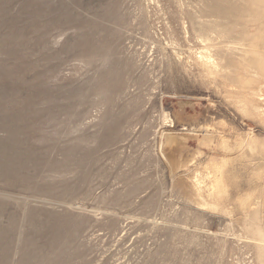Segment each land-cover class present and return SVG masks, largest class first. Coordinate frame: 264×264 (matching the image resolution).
Segmentation results:
<instances>
[{
	"label": "rangeland",
	"instance_id": "obj_1",
	"mask_svg": "<svg viewBox=\"0 0 264 264\" xmlns=\"http://www.w3.org/2000/svg\"><path fill=\"white\" fill-rule=\"evenodd\" d=\"M263 28L264 0H0V264H260L264 95L235 85ZM192 156L229 161L219 210L170 174Z\"/></svg>",
	"mask_w": 264,
	"mask_h": 264
},
{
	"label": "bare ground",
	"instance_id": "obj_2",
	"mask_svg": "<svg viewBox=\"0 0 264 264\" xmlns=\"http://www.w3.org/2000/svg\"><path fill=\"white\" fill-rule=\"evenodd\" d=\"M263 20V19H262ZM257 21V20H256ZM261 29V28H260ZM259 29V31H260ZM264 29V28H263ZM263 31V30H262ZM203 42V40H201ZM238 44V43H233ZM227 51L231 48H226ZM249 55L253 58L262 59L264 58V39L259 42L258 40H255L253 42H250L248 45ZM246 51V50H245ZM261 51V52H259ZM219 53L214 50V45L211 44H203V47L201 50L197 53L195 57L196 64L209 76H221L223 74V71L228 69L227 66L222 64L221 60L218 58ZM264 60H253L248 59L247 61V68L243 70L244 77H247L246 79H243V81H236L235 89L239 90V94L241 97H262L263 90H264ZM236 79L241 78L239 75L235 76ZM238 103L240 105L244 106V99H238ZM245 111V109H244ZM264 113V112H262ZM191 133H194V131H190ZM166 133V132H165ZM162 132V138L163 143L165 146H167L168 149L173 150V144L180 143L183 137L180 134H165ZM207 135L210 136V133L207 131ZM161 138V137H160ZM0 140V151H3L4 154L0 157V168H4V164H6L7 160L4 155H7V153H10V156L14 157L15 151H11L8 149L9 143L11 144V139L6 138V141ZM15 147V145H14ZM223 149L230 151L232 148H227L223 145ZM240 149L239 145L234 146V152L235 150ZM162 150V149H161ZM168 151V150H167ZM240 151V150H239ZM163 152V151H162ZM164 157V156H163ZM238 159L243 157L242 154H239ZM193 156L190 158H186L185 160L179 159L177 161L170 162V174L173 178H179L177 176L182 175L187 178V182L185 181V178L182 179L185 181L187 186L182 185L183 187H186V190L183 189V191H189L188 194L186 192H183L186 194V198L189 202L197 206L198 208L204 210V211H216L219 210L220 204L217 201V196L222 195L223 191L220 187V184L218 182V177L220 174H222L226 166L229 165V161H223L222 165H212L207 166L205 165H199L195 167V164L193 162ZM181 176V177H182ZM179 182V179H176ZM175 180V181H176ZM180 180L181 182H183ZM184 196V197H185ZM239 207L242 209V211H246V209L250 206V202L248 199H244L239 202ZM261 205L263 207L264 212V198L261 201ZM264 220V215L261 217ZM257 227V226H256ZM257 234H256V240L258 241L256 244V249L258 251V258L260 261V264H264V229L263 231L258 226L257 228ZM263 227V226H262ZM256 232V231H255ZM3 238L2 233L0 232V239ZM254 240V238H253ZM6 243L2 244L0 243V252L2 253L4 249H6ZM0 253V256H1ZM1 260V258H0Z\"/></svg>",
	"mask_w": 264,
	"mask_h": 264
}]
</instances>
